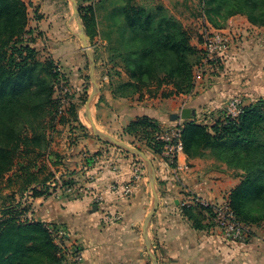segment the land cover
Segmentation results:
<instances>
[{
  "label": "crops",
  "instance_id": "obj_1",
  "mask_svg": "<svg viewBox=\"0 0 264 264\" xmlns=\"http://www.w3.org/2000/svg\"><path fill=\"white\" fill-rule=\"evenodd\" d=\"M23 1L28 11L27 26L34 29V46H40L43 41L66 77H70L66 69L69 63L78 64L79 74L83 59L79 50L62 52L68 46L75 49L82 46L70 1ZM79 1L83 5H93L98 0ZM133 2L137 5L161 4L181 21L186 30V23H189V26L196 25L199 32L200 25L194 13L202 0ZM199 8L201 10V5ZM97 11L95 30L98 35L94 41L105 46L107 39L103 31L106 24L102 20L99 22ZM211 27L226 32L230 41L220 58L210 61L197 75L190 93L175 94L169 84H152L133 95L120 96L113 92L114 86L127 77L117 67L120 75H107L105 81L99 82L98 94L90 107V115L101 131L131 146L137 145L136 148L153 164L159 203L149 221L148 241L157 264H264L263 226L261 236L229 241L216 227L204 224L205 220L201 224L207 227L195 228L192 219L181 209L183 192L211 203L228 199L240 181L236 171L212 157H188L183 151L179 160L187 162L189 169L175 176L160 154H154L145 143L124 133V127L141 116L157 120L163 132L182 119H171V116L180 114L183 108L190 110L188 119L199 122L197 118L202 111H221L232 97H239L243 104L264 97V27L252 25L242 14L229 17L223 27ZM197 41L196 37L190 40L192 45L198 44ZM67 86L74 91L70 93L77 95L79 86L72 88L71 83ZM78 118L85 130L77 137L71 157L64 160L65 164L56 171L57 177L80 181L78 184L84 185L83 192L68 196L60 191L58 195L33 198L37 204L34 219L66 226L71 238L81 244L83 261L79 264H153L143 233L144 218L153 204L152 186L144 160L102 142L91 134L87 126L90 122H82L83 117L79 115ZM188 119H182V122ZM87 157H91L92 162L80 169L83 158Z\"/></svg>",
  "mask_w": 264,
  "mask_h": 264
},
{
  "label": "trees",
  "instance_id": "obj_2",
  "mask_svg": "<svg viewBox=\"0 0 264 264\" xmlns=\"http://www.w3.org/2000/svg\"><path fill=\"white\" fill-rule=\"evenodd\" d=\"M133 1L98 0L85 12L80 8L85 32L92 36L97 25L95 10L112 4L104 12L108 20L103 31L107 61L121 68L127 77L116 83L113 92L130 96L152 84H169L175 94L190 93L194 87L193 69L201 58L187 30L163 5H137ZM202 5L216 28L223 27L235 14L264 27V0H202ZM27 25L23 0H0V181L21 158L16 178L26 177L15 191L23 197L29 184L37 182L36 175L28 172L29 162L23 164L25 157L32 155L36 164L38 157L50 151V130L55 128L60 107L55 93L67 82L51 56L39 55L34 29ZM108 75L119 76L120 71L117 68ZM70 110L73 118L69 124L76 122L85 130L76 106L70 105ZM58 120L66 123L61 116ZM160 132L158 121L148 116L138 117L124 127V133L145 143L154 154H160L163 147V141L157 139ZM181 139L188 157H212L238 173L240 181L231 190L228 203L240 221L257 223L264 218V97L243 105L236 116L227 115L210 125L184 120ZM86 162L91 163L92 158L87 157ZM40 184L30 188V197L51 195L49 188H37ZM26 202L18 200L1 210L0 264H70L44 221H19L29 209L22 206ZM21 206L22 213L17 210ZM183 214L192 219L195 228L206 227L188 209Z\"/></svg>",
  "mask_w": 264,
  "mask_h": 264
},
{
  "label": "rangeland",
  "instance_id": "obj_3",
  "mask_svg": "<svg viewBox=\"0 0 264 264\" xmlns=\"http://www.w3.org/2000/svg\"><path fill=\"white\" fill-rule=\"evenodd\" d=\"M113 1L116 2V0H113ZM74 2H75L76 9L78 8L79 22H80V24L83 25V20L81 18V14H80V8H81V12H85V8L88 5H86V4L83 5L82 2L79 0L78 1L75 0ZM200 5H201V3H200ZM200 5L198 3L196 10H195V13H194V15L197 14L196 16H197L199 25L202 22L201 18L199 17ZM111 6H112V4L107 5L108 9ZM32 12H33V10L30 9V13H32ZM97 12H98L97 17L99 19V22H101V20H102V23L106 24L108 20H107L106 16L104 15V12H105L104 9L100 8V9H98ZM205 19L207 22L210 23V21L207 19L206 15H205ZM76 22L78 24V20ZM195 27H196V25L193 27L192 25L189 26V23H186L187 33L189 34L190 40L193 37L194 38L196 37V39L198 40L197 41L198 44H200L201 41H200L199 32L196 31ZM83 28H84V25H83ZM76 29H77V32H79V27H77V25H76ZM84 31H85V29H84ZM95 35H98V34L94 28L92 36L87 35V37H88L87 40H88L89 48L93 53V58H94V63H95L94 69H93V74H94L96 82L99 85V82L101 80L105 81L107 79V75L109 74V72H114V70L117 68L113 67L107 61L108 54L106 53V45L102 46L101 44L94 41ZM34 42H36V40ZM41 42L42 43L40 46H36V48H38V50H39V55L42 58H44L46 56H51L50 53H48V51L46 50L45 43H43V41H41ZM80 42L82 44V41H80ZM193 46L197 48V44H194ZM77 50H79L80 54L82 55L81 57H83V59H81V63L79 64V66H80L79 74H78V69H76L78 64L77 65L75 63L67 64L66 69L69 70L70 77H67V82L62 83V85L58 86L56 89L55 95L59 99L60 107H59V110L57 112V117L55 119V123H56L55 128L53 131L50 130V132H51V135H50V151H47V153L45 155L41 156L40 158L38 157L36 160V164H34L35 162L33 160L34 158L32 157V155H31V157H25V160L23 163V164H26L27 162H29L28 172H33L36 175L37 182H32L29 184L28 189L24 193V197L21 195V192H19V190L15 191V189L18 188L23 183L24 176L26 177V175L24 174L23 177L16 178V172H19V166H20L21 162L23 161L21 158L16 159L15 160V166L13 167L12 171L7 173V175L0 181V220L4 217V213L1 211L2 208L6 205H9V204L10 205L16 204V202L18 200H21V201L27 200V202L22 206H25V207L27 206V208H29L28 211H26V213L24 215L21 214L19 221H21L22 219L35 220L33 213H34V208H35V206H37V204L34 203L33 198L28 196V195L31 194L30 188L35 186L38 182L41 184L38 185L37 188L42 189V190L49 188L48 190L51 192V194H53L57 184L59 185V184L66 183L65 186H67V185H73V184L76 185L80 182V181H76L74 178H71V177H64L63 179L60 177H57V176H59V174L56 171V170H58V168H60L61 165L65 164L64 160L71 157V154L74 152L73 150H74V145H76L77 137L80 134H82V132H83L82 128L79 127L76 124V122H72V124H69L73 118V115H72L71 110H70V105H72V104L76 105L77 114L79 115L80 118L83 117L81 119V121L88 123L87 119L85 118L84 108H85V104H86V101L88 99V96L92 91V83H91V80L89 77L90 63H89L87 51L83 48V46L80 45L78 49H75L74 47L68 46L66 49H62V52H68L69 51L71 53L72 51L76 52ZM197 50L199 51V49H197ZM198 53L200 54V51ZM201 57H202V55L200 54V58ZM200 61H201V59H200ZM57 63L59 65V62H57ZM196 66H194V69H193V78H194V73L196 72V69H195ZM75 73L77 75H75ZM104 76H106V79H104ZM78 78H80V81L77 80ZM70 83H71L72 88H75V86L76 87L79 86L78 91H76L77 95L75 94V96H74V93H70V92H74V91H71L69 88L70 86H67ZM76 83H77V85H76ZM94 100H95V98H94ZM94 100H93V102H94ZM60 116L66 121L65 124L64 123L62 124V122L58 120V118H60ZM226 116H227V108H225L221 111H202L200 113V115L198 116L197 121H199L200 123L207 122V123H203V124L210 125V124H213L218 119H222ZM50 118L51 117H49L48 121L50 120ZM51 122L54 123V120ZM87 126L89 127L90 125L87 124ZM65 138H66L65 144L63 145V141ZM133 146L136 147L137 145H133ZM83 157H85V156H83ZM87 164L88 163L86 162V159L84 160V158H83V161L81 162L82 166L80 167V169H84L83 166H85ZM38 167L40 168L39 170H38ZM66 169L70 170L68 167ZM9 179H11V181H8ZM80 185H82V184H80ZM74 194H78V193H74ZM25 195H27V198ZM182 195H183L182 196L183 200H185V198L187 200L188 196H190L189 192H183ZM225 202H228V199H225ZM22 206L19 209H17V210H20L19 211L20 213H22L21 212ZM181 209H183V211L188 209L189 212L195 218H198V220L200 219L201 221L205 220L206 222L204 224H206L209 227H213V222L211 220V216H212L211 212H207V211L203 210L198 205H190V206L182 205ZM192 224H193V222H192ZM247 226H248V238L253 237V236L257 237L258 235L261 236V235H263V233H262L260 228H262V226L264 227V218L262 220L258 221L257 223H248ZM215 230L217 231V229H215Z\"/></svg>",
  "mask_w": 264,
  "mask_h": 264
},
{
  "label": "built area",
  "instance_id": "obj_4",
  "mask_svg": "<svg viewBox=\"0 0 264 264\" xmlns=\"http://www.w3.org/2000/svg\"><path fill=\"white\" fill-rule=\"evenodd\" d=\"M201 6L203 7L202 4ZM199 17L202 21L199 26L201 43L197 44V49H199L202 57L195 68L196 72L194 73V79L210 61L220 58V54L226 50L230 41V37L226 32L213 29L210 23L206 21L203 8L200 10ZM104 79H106V76H104ZM243 105L245 104L242 103L239 97L230 98L226 106L227 115L236 116L241 111ZM182 127V119H179L157 136V139L163 141L160 155L169 163L173 175L175 176L189 169V164L187 162L179 160V156L183 153V143L181 139ZM82 188H84V185L80 184L67 186L57 184L53 194L58 195L60 191H62L67 193L68 196L72 194L76 195L74 193H78L79 195L83 192ZM28 196H30V194ZM183 205H198L205 209H210L213 226L219 230L226 240L239 241L248 238L247 224L236 217L228 202L211 203L197 196H188L187 200H183ZM44 225L53 242L65 253L67 261H69L70 264H79L83 261L81 244L76 239L71 238L66 226L62 223L49 221H44Z\"/></svg>",
  "mask_w": 264,
  "mask_h": 264
},
{
  "label": "water",
  "instance_id": "obj_5",
  "mask_svg": "<svg viewBox=\"0 0 264 264\" xmlns=\"http://www.w3.org/2000/svg\"><path fill=\"white\" fill-rule=\"evenodd\" d=\"M69 1H70L71 6H72V9H73V14L76 17V19L78 20L79 32H77V35L80 38V40L82 41L83 48L87 51L88 59H89V63H90L89 77H90V80L92 83V91L89 94L88 99H87L86 104H85V113L87 115V120L90 122L89 130L93 136L97 137L102 142L116 146V147H118L122 150H125L127 152H130L132 154H136L144 160L148 174H149V177H150V183L152 186L153 204H152L149 212L146 214V216L144 218L143 233H144V237H145L146 242H147V247L149 249L152 262H153V264H157L156 257L153 254V252L151 250V246H150L149 241H148L149 221H150V218L152 217V215L154 214L155 210L157 209L158 203H159L158 188H157V184H156V180H155V173H154L153 164H152L151 160L140 149L133 147V146L127 144L126 142H124L118 138L112 137L109 134L104 133L103 131H101L96 126L94 120L92 119V117L90 115V107L93 103L94 98L97 96L98 91H99V85L96 82L94 74H93V69H94L95 63H94L93 53L89 48V44H88V40H87L88 37L84 31L83 25L80 24V22H79V13H78V8L76 9V7H75V2H74L75 0H69ZM178 117H180L182 119L190 118L191 117L190 110L188 108H183L181 110L180 114L172 115L171 119H176ZM94 207H96V206H94Z\"/></svg>",
  "mask_w": 264,
  "mask_h": 264
}]
</instances>
